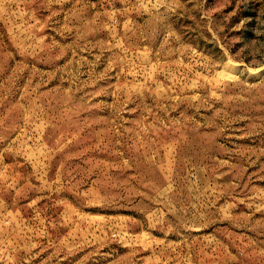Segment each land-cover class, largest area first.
Returning a JSON list of instances; mask_svg holds the SVG:
<instances>
[{"label":"rangeland","instance_id":"rangeland-1","mask_svg":"<svg viewBox=\"0 0 264 264\" xmlns=\"http://www.w3.org/2000/svg\"><path fill=\"white\" fill-rule=\"evenodd\" d=\"M0 264H264V0H0Z\"/></svg>","mask_w":264,"mask_h":264}]
</instances>
